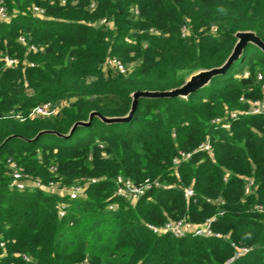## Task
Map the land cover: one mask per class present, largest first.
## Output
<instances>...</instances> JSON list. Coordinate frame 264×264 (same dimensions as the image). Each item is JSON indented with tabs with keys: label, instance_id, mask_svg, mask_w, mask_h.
<instances>
[{
	"label": "trees",
	"instance_id": "1",
	"mask_svg": "<svg viewBox=\"0 0 264 264\" xmlns=\"http://www.w3.org/2000/svg\"><path fill=\"white\" fill-rule=\"evenodd\" d=\"M3 1L10 16L0 20V264H264V113H240L229 129L213 123L264 100V51L254 44L186 98H139L123 122L92 117L64 138L35 137L67 133L91 111L126 115L133 91L174 88L221 65L237 31L264 42V0ZM34 5L44 17L32 14ZM4 55L17 64L5 66ZM109 58L130 65L126 73ZM46 102L60 111L29 115ZM206 140L209 151H193ZM179 150L191 155L174 167ZM16 170L43 188L13 185ZM117 176L169 187L129 200L115 194ZM50 183L84 185V197L69 199ZM181 218H212L218 236L148 228Z\"/></svg>",
	"mask_w": 264,
	"mask_h": 264
},
{
	"label": "built area",
	"instance_id": "2",
	"mask_svg": "<svg viewBox=\"0 0 264 264\" xmlns=\"http://www.w3.org/2000/svg\"><path fill=\"white\" fill-rule=\"evenodd\" d=\"M92 6V5H91ZM32 14L37 17H44L45 12L44 9L38 6H32L31 8ZM137 11V10H135ZM9 13L7 11V7L3 0H0V20H7L9 19ZM105 19H102L100 23H105ZM214 29V28H213ZM187 33V29L185 26L181 29V35H185ZM18 41L22 44L25 43V39L23 36H19ZM32 49L35 50L34 46H31ZM2 61L5 66L7 67H13L17 64L18 60L15 57H10L8 55H4L2 58ZM106 64L110 67H114L116 70H118L121 73H126L127 68L125 65H123L119 59L117 58H109L107 59ZM258 78H261L260 75H258ZM262 89H264V84L262 85ZM241 100H244V98H241ZM248 109L246 111H238L233 110L229 114V118L227 120H224L225 118H216L213 120V123L220 124L222 123L223 127L225 129H229V119H236L237 116L240 113H249V114H261L264 113V100H248ZM62 104H51L50 102H46L40 105H37L34 107L29 115L30 116H44V115H51L58 113L60 111ZM197 150H210L209 141L206 140L199 144V146L194 149L193 151ZM191 155V152H185L182 150L178 151V154L172 159L173 166L176 167L181 161L187 160ZM14 167V164H12ZM175 175L178 177L177 171H175ZM12 184L16 185L18 188H25V187H40L43 188L42 184L38 181H34L30 179L26 174H22L19 171H13V180ZM116 184V191L115 194L123 197L125 199L129 200H135L139 197L143 196L145 192L152 187H161L164 189H167L169 186L163 183H160L157 180L150 181L145 180L143 183L139 185H134L130 179L123 178L122 176H117L115 179ZM49 190H52L54 192H57L63 196H67L69 199H78L81 197H84L85 192V186L84 185H72L69 187H59L54 184H49L47 186ZM249 187H246V192L248 191ZM184 194L186 197H189L192 195V189L191 188H185ZM66 205L62 204L59 211V216H64L66 213ZM114 205H109V208H112ZM211 219H207L203 224L201 225H194L191 222L187 221L186 219H178V220H169L164 223L162 227H158L152 224L148 225V228L151 229L155 233H161V232H168L176 237H182L186 234H194V235H201V236H218V233H215L212 231L211 228ZM246 251V249H239L237 254H240L242 252ZM23 258L26 261H29L30 258L28 256H23Z\"/></svg>",
	"mask_w": 264,
	"mask_h": 264
},
{
	"label": "water",
	"instance_id": "3",
	"mask_svg": "<svg viewBox=\"0 0 264 264\" xmlns=\"http://www.w3.org/2000/svg\"><path fill=\"white\" fill-rule=\"evenodd\" d=\"M234 36L236 38V42L228 55V57L225 59V61L216 67L208 68V69H198L191 74H189L185 81L177 87L170 88L167 90H137L133 91L131 93V106L129 111L124 116H103L99 114L96 111H91L88 115L87 120H78L75 121L69 128L67 133H59L54 130H40L35 137L44 134V133H54L56 136L64 138L71 134L77 127L79 126H85L87 125L92 117H97L104 123L110 124V123H120L125 120H127L131 114L133 113V110L135 108V105L137 103V100L139 98H156V97H181L186 98L191 92L195 91L198 88L206 86L212 77H214L216 74L222 72L225 68H227L240 54L241 50L245 45L248 43L254 44L258 48L264 51V42L255 34L253 31H237L234 33Z\"/></svg>",
	"mask_w": 264,
	"mask_h": 264
},
{
	"label": "rangeland",
	"instance_id": "4",
	"mask_svg": "<svg viewBox=\"0 0 264 264\" xmlns=\"http://www.w3.org/2000/svg\"><path fill=\"white\" fill-rule=\"evenodd\" d=\"M4 3H5V1H4ZM129 66H130V65H129ZM129 66H128V67H129ZM128 67L126 66V68H128ZM45 189H47V188H45ZM47 190H48V189H47Z\"/></svg>",
	"mask_w": 264,
	"mask_h": 264
}]
</instances>
